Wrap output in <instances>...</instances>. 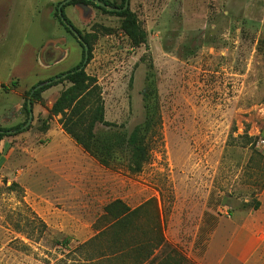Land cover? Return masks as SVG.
Returning a JSON list of instances; mask_svg holds the SVG:
<instances>
[{
	"label": "rangeland",
	"instance_id": "obj_1",
	"mask_svg": "<svg viewBox=\"0 0 264 264\" xmlns=\"http://www.w3.org/2000/svg\"><path fill=\"white\" fill-rule=\"evenodd\" d=\"M63 1L0 0L1 128L29 121L32 86L82 60L56 17ZM102 9L79 1L64 11L92 44L86 71L117 130L144 123L153 90L150 158L138 174L124 156L102 166L50 116L70 84L44 92L28 130L0 145V264H118L108 239L86 246L108 227L104 208L116 199L132 208L156 200L166 244L209 264L218 215L264 217V0H130L148 34L140 46L123 31L124 16Z\"/></svg>",
	"mask_w": 264,
	"mask_h": 264
},
{
	"label": "trees",
	"instance_id": "obj_2",
	"mask_svg": "<svg viewBox=\"0 0 264 264\" xmlns=\"http://www.w3.org/2000/svg\"><path fill=\"white\" fill-rule=\"evenodd\" d=\"M79 1L102 9L90 0H71L67 5ZM100 1L112 6L108 1ZM67 5L63 6L62 17L59 16L57 9L56 17L68 32H72L68 27L69 25L79 32L80 39L77 37L76 39L82 48V60L71 70L32 86L25 104L26 112L30 115L29 99L34 104L40 101L42 94L50 88L69 83L70 86L64 89L54 102L50 116H61L59 122L63 130L102 166L113 167L118 157L124 156L127 160L125 165L127 171L131 174H138L142 172L144 165L150 158V135L156 122L155 107L151 102L153 90L144 97L146 119L144 123L137 125L132 132L117 130L123 126L107 121L102 88L98 79L86 71L87 65L93 58L92 44L87 36H82L67 17L64 11ZM124 6L125 4L118 8ZM102 10L109 12L106 9ZM111 13L125 17L122 29L134 46H140L147 42V32L141 27L137 16L130 9ZM27 124L28 121L15 127H0V145L6 136L27 131ZM98 126L106 127L109 131L99 134L96 131ZM15 186L17 185L14 183L13 187ZM104 212L110 220L108 227L88 242L86 246H90L91 243L103 238L108 239L111 248H113L111 256L118 264H192L177 249L170 248L166 244L165 222L156 200L151 199L136 208H132L123 200L116 199L105 206ZM62 244L68 247L69 239H64ZM95 261L94 258L85 260L88 264H93Z\"/></svg>",
	"mask_w": 264,
	"mask_h": 264
},
{
	"label": "crops",
	"instance_id": "obj_3",
	"mask_svg": "<svg viewBox=\"0 0 264 264\" xmlns=\"http://www.w3.org/2000/svg\"><path fill=\"white\" fill-rule=\"evenodd\" d=\"M218 217L207 241L209 264H264V217L252 214L232 222L223 220L224 215Z\"/></svg>",
	"mask_w": 264,
	"mask_h": 264
},
{
	"label": "water",
	"instance_id": "obj_4",
	"mask_svg": "<svg viewBox=\"0 0 264 264\" xmlns=\"http://www.w3.org/2000/svg\"><path fill=\"white\" fill-rule=\"evenodd\" d=\"M71 0H65L63 1L59 7H58V11H59V16L62 17L63 15V6L66 5L68 2H70ZM90 1H93L98 7L100 8H103V9H106L110 12H120V11H126L128 9H130V0H126L125 2V6L123 8H116V7H112V6H109L107 5L106 3L100 1V0H90ZM69 29L72 31V33L80 39V34L79 32H77L73 26L69 25L68 26ZM87 47V46H86ZM87 50H88V47H87ZM28 105H29V110H30V117H29V121H28V124L27 126H29L33 119H34V113H33V110H32V102H31V99H29L28 101Z\"/></svg>",
	"mask_w": 264,
	"mask_h": 264
},
{
	"label": "built area",
	"instance_id": "obj_5",
	"mask_svg": "<svg viewBox=\"0 0 264 264\" xmlns=\"http://www.w3.org/2000/svg\"><path fill=\"white\" fill-rule=\"evenodd\" d=\"M259 146H260V147H264V140H261V141L259 142Z\"/></svg>",
	"mask_w": 264,
	"mask_h": 264
}]
</instances>
